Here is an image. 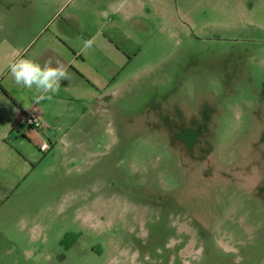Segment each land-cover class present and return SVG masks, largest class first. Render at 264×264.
I'll return each instance as SVG.
<instances>
[{"label": "rangeland", "instance_id": "1", "mask_svg": "<svg viewBox=\"0 0 264 264\" xmlns=\"http://www.w3.org/2000/svg\"><path fill=\"white\" fill-rule=\"evenodd\" d=\"M80 1L58 19L120 2ZM145 1L66 140L0 151V264H264V0ZM25 11L0 0V42Z\"/></svg>", "mask_w": 264, "mask_h": 264}, {"label": "crops", "instance_id": "2", "mask_svg": "<svg viewBox=\"0 0 264 264\" xmlns=\"http://www.w3.org/2000/svg\"><path fill=\"white\" fill-rule=\"evenodd\" d=\"M16 2L23 3L26 9L17 17L25 18L30 27L16 33L17 36H25L23 43L0 42V151L16 142L22 144L25 139L37 146L46 139L50 149L66 140L65 131L76 124L78 117L88 112L98 99V90L102 94L110 79L129 60L126 45L121 40L125 31L122 23L111 22L109 14L121 12L122 19H128L141 11L146 1L120 0L117 7L111 6L109 10L93 8L92 14L86 13L85 18L80 14L78 3L60 19L58 11L69 0ZM80 3L89 7L92 3L94 5L90 0H81ZM82 18L93 27L91 30H82L83 24L88 26L81 22ZM115 34L117 39H113ZM85 40L93 41L87 50H83ZM46 48L66 61L70 79L61 81L60 90L51 94V99L37 104L33 100L35 90L16 85L8 66L21 56L34 60ZM26 110L38 114L43 125L39 132L22 123L21 115ZM21 154L25 157L24 153Z\"/></svg>", "mask_w": 264, "mask_h": 264}, {"label": "clouds", "instance_id": "3", "mask_svg": "<svg viewBox=\"0 0 264 264\" xmlns=\"http://www.w3.org/2000/svg\"><path fill=\"white\" fill-rule=\"evenodd\" d=\"M92 43V40H85L83 50L89 49ZM8 67L16 85L35 90L33 100L37 104L51 99V94L60 90L61 81L70 79L68 69L63 64L57 63L56 66H52L51 61L41 65L31 58L21 56Z\"/></svg>", "mask_w": 264, "mask_h": 264}, {"label": "built area", "instance_id": "4", "mask_svg": "<svg viewBox=\"0 0 264 264\" xmlns=\"http://www.w3.org/2000/svg\"><path fill=\"white\" fill-rule=\"evenodd\" d=\"M22 123L35 132H39L42 128V122L37 113L33 110H26L21 115ZM39 149L46 151L49 149V144L46 141H43L39 144Z\"/></svg>", "mask_w": 264, "mask_h": 264}, {"label": "trees", "instance_id": "5", "mask_svg": "<svg viewBox=\"0 0 264 264\" xmlns=\"http://www.w3.org/2000/svg\"><path fill=\"white\" fill-rule=\"evenodd\" d=\"M34 60L41 65L47 61H51L52 66H56L57 63L63 64L64 66L67 64L60 55L49 48L44 49Z\"/></svg>", "mask_w": 264, "mask_h": 264}]
</instances>
